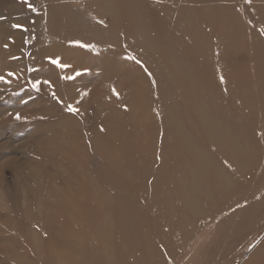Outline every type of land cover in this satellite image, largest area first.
<instances>
[{
	"label": "rangeland",
	"instance_id": "374dc122",
	"mask_svg": "<svg viewBox=\"0 0 264 264\" xmlns=\"http://www.w3.org/2000/svg\"><path fill=\"white\" fill-rule=\"evenodd\" d=\"M92 1L58 0L56 6L61 9L55 11L57 16L60 14L59 19L62 16L74 17V21L89 25L91 29L94 25H97V28L106 26L113 32L115 28L110 26L114 25L112 16L118 15L121 9L113 8L110 13L105 12ZM143 1L153 6L154 13L158 14L161 9L169 10L172 31L175 35H182L178 42L190 41L184 36L190 33L189 17L187 21L185 18L187 12H180L184 20L177 24L174 21L177 14L175 4L165 5L168 0ZM185 1L184 4L187 3V0ZM188 2L192 7L186 5L184 8L201 10L202 4H211L213 9V3L217 2L219 7H226L219 12L222 21L226 23L236 19L239 21V30L243 28V24L256 27L259 37L264 38L263 23L247 20V12L243 7L248 0ZM42 3L40 0H0V264H100L98 252L101 250H97L99 239H93L94 236L103 238L114 234L130 235L132 230L142 233L140 230L144 228L146 233L148 232V242L153 244L156 235L161 233L159 224L148 214L149 208L145 198L141 199L145 201L146 208L137 214L130 212L124 219L108 209L110 206H123V200L115 192L113 183L121 181L125 185L129 180L137 185L140 176L136 169L140 170L141 166H146L139 164L140 166L136 167L135 161L149 155L159 159L160 153L151 150L150 146L133 149L125 154L128 167H133L131 173L125 175L122 171L112 170L114 160L121 156V143L127 138V134L143 133L142 128L131 119L129 97L133 90L130 91L123 78L119 77L118 81H114L117 77L109 74L112 69L105 72L102 69L104 61L96 60L95 55L98 53L91 49L86 53L94 55L91 56L93 62L87 64L73 62V59L67 56L65 58L63 54L66 50L63 47L51 45L48 48L49 42H58V38H61L85 50L93 44L104 43L106 37L87 36L82 39V34L72 38L70 29L61 23L55 27L56 31L53 30L52 35L48 34L45 26L50 17L41 20V11H46L45 14L49 15L50 11L44 9L48 8V5H41ZM100 13L103 15L100 16ZM104 15H107V18H102ZM168 17L169 15L163 16L164 20H160L154 28H160L161 24L168 25ZM209 18L210 16H206L205 20ZM199 20L201 19L197 21ZM105 21L108 23L104 25ZM213 24L214 22L205 24L204 29L212 31ZM150 31L153 32L148 33V40L152 48H157V31ZM107 34L110 35V41H123L111 32ZM45 47L51 49L50 53ZM240 47L243 49L242 44ZM103 52L111 56V53L120 52V49ZM220 52L221 49L210 54L216 62L221 59ZM109 56L106 58H110ZM53 60H58L60 64L68 67H59L52 63ZM126 62L142 68L141 60L136 57H129ZM211 70L214 71V66ZM135 77L136 81L142 78L140 72H136ZM184 79L193 82L194 76H185ZM152 83V100L158 103L164 88L160 82L153 80ZM221 83H226V80L218 79L212 85L218 87ZM99 84V90L94 93L93 90ZM236 91L235 86L229 84V87L222 91L228 97L222 95L231 100V95L236 94ZM191 93L194 94V91ZM247 95L250 98L256 97L255 93ZM100 103H103L102 107ZM250 106L264 110V102H254ZM145 107L148 105L141 107L140 104L135 109L136 114L140 115ZM231 107L239 108L236 101H232ZM249 110L250 108L246 109L245 113L248 114ZM118 134L119 138L116 137ZM153 145L155 149L160 147ZM160 164L146 163L147 167L154 166L157 169H160ZM133 174L137 175L131 176ZM88 181H92L91 184L96 188L102 189L100 196H92L94 201H101L105 207L96 220L77 215L78 210L85 206L87 195L97 190L88 187ZM205 189L208 190L206 187ZM51 191H55L57 197H48V192ZM247 196H251L247 202L249 206L255 207L259 198L264 200V183L257 188L251 187L245 193V198H250ZM44 197L51 203L41 205ZM202 201L206 203L208 198ZM60 202L67 207L76 206L77 209H66V213L60 206L52 208V203L56 205ZM247 203L245 201L243 205H248ZM261 207L257 206L255 211L262 215L250 220L248 225H232L234 233L222 238L225 245L217 248L215 258L210 254L211 248L203 247L200 242L213 237L218 223L200 219L198 226L194 228L193 237L170 245L172 254L164 255V264H264V209L260 210ZM42 208L45 210L44 217L48 218L46 226L45 223L40 224L37 215ZM242 214V210L232 212L229 208L219 218H237L242 217ZM52 227L54 230H51ZM127 248L125 243L119 242L113 250L117 254H123L128 252ZM54 260L57 262L54 263ZM109 264L132 262L124 256L120 262Z\"/></svg>",
	"mask_w": 264,
	"mask_h": 264
},
{
	"label": "bare ground",
	"instance_id": "6f19581e",
	"mask_svg": "<svg viewBox=\"0 0 264 264\" xmlns=\"http://www.w3.org/2000/svg\"><path fill=\"white\" fill-rule=\"evenodd\" d=\"M56 1L58 0H40L43 2L41 5L47 4L50 8L48 10L44 7L50 11V15L45 14L46 11H41V20L50 17L45 26L48 34L52 35L55 27L61 23L63 26L66 25L68 30L70 29L72 38L82 34V39L87 36L106 38L104 43L93 44L85 50L61 38H58V42H49L48 48L51 45L63 47L66 50L63 54L65 58L67 56L73 59V62L87 64L93 60L91 56L94 55L86 53L91 49L98 53L95 55L96 60L104 61L105 65H102V69L105 72L112 69L109 74L114 78L117 77L114 81H118L119 77L123 78L130 91L133 90L129 97L131 119L134 124L142 128L143 133L127 134V138L121 143L122 151L121 156L119 155L121 159L118 157L114 160L115 169L112 167V170L129 175L133 167H128L125 154L133 149L150 146L151 150L160 153L159 159L149 155L135 161L136 167L140 166L139 164L146 166H141L140 170L136 169L140 176L137 185L129 180L125 185L121 181L113 183L115 192L123 200V206H110L108 209L124 219L130 212L137 214L141 209H145L146 203L141 199L145 198L149 208L148 214L159 224L161 233L156 235L153 244L149 243L148 232L146 233L144 228L140 230L142 233L132 230L130 235L114 234L103 238L92 235L93 239H99L97 246V250H101L98 252L99 263H118L125 256L132 264H164V255L172 254L169 250L170 245L193 237L194 228L198 226L200 219L218 223L213 237L200 242L203 247L211 248L210 254L215 258L217 248L225 245L222 238L234 233L232 225L244 227L250 220L262 215L255 211L257 206H262L260 210L264 209L262 198L258 199L255 207H250L247 203L251 196L245 198V193L251 187L257 188L262 182L264 183V110L250 106L254 102H264V38L259 37L256 27L243 24L241 27L244 30L241 28V31L237 28L239 21L236 19L226 23L222 21L219 12L226 7H219L217 2L213 3V9L211 4L201 3L203 10L184 8L186 5L192 7L189 0L186 4H184L185 0L165 2L168 6L175 4L177 14L174 21L177 24L184 20L181 11L187 12L186 21L189 17L190 33L184 36L190 41L179 43L182 35H175L170 27L171 12L161 9L158 14L154 13L153 6L143 0L92 1L105 12L110 13L113 8L121 9L118 15L112 16L114 25L110 24V26L112 29L115 28L113 32L106 26L97 28L98 26L94 25L91 29L89 25L85 26L80 21H74V17L62 16L59 19L60 14L58 13L57 16L55 10H60L61 7L56 6ZM209 1L203 0L204 3ZM88 7L91 9L90 5ZM243 8L247 12L249 22L260 21L264 25V0H248ZM166 15H169L168 25L161 24L160 28H154ZM106 16L102 18H107ZM206 16L210 18L205 20ZM198 19L201 20L197 21ZM212 22L214 24L211 28L215 26L216 28L212 31L205 30V24ZM106 23L108 22L105 21L104 25ZM150 29L157 31L159 39L157 48H152L148 40V33L153 32ZM76 32L78 34H75ZM108 32L123 41L121 43L110 41ZM116 48H119L120 52L111 53V56L103 52ZM45 49L50 53L51 49L47 47ZM220 49L221 59L216 62L210 54ZM129 57L141 60L142 68L126 62ZM212 66L214 71L211 70ZM136 72H140L142 76L139 78L140 81H136ZM190 75L194 76L193 82L184 79L185 76ZM218 79H225L226 83H221L218 87L213 86L212 83ZM153 80L162 83L164 88L158 103L152 100ZM229 84H233L237 89L236 94L231 95L230 99L236 101L239 108H232V101L222 95L224 94L222 91L225 87H229ZM100 85L93 90L94 93L99 90ZM191 91H194V94ZM250 93H255L256 97L250 98L247 95ZM140 104L141 107L145 104L148 107H145L139 115L136 114L135 109ZM99 105L102 107L103 103ZM248 108L250 110L246 114L245 110ZM116 137L119 138V134ZM134 142L136 144H133ZM153 144L160 147L155 149ZM212 156L214 159H211ZM156 162L161 163L160 169L146 165ZM91 183L92 181L87 182L88 187L96 188ZM96 189L87 195L88 200L86 199L85 206L78 210V216L96 220L104 212L105 207L102 202L92 199L93 195L101 194L102 189L99 187ZM48 194L50 198L57 197L55 191ZM204 198H208L206 203L201 202ZM245 201L248 205H243ZM40 203L47 205L51 202L44 197ZM52 206V208L60 206L59 208L65 209L66 213V209L69 211L77 209L76 206L67 207L63 202L56 205L52 203ZM229 208L232 212L242 210V217L227 216L224 220L222 217L219 218ZM44 211L43 208L40 209L37 215L40 224L45 223L46 226L48 218L44 217ZM51 230H54V227ZM196 237L197 234L194 239ZM36 241L34 238V242ZM119 242L126 244L127 253L117 254L113 250L115 244Z\"/></svg>",
	"mask_w": 264,
	"mask_h": 264
},
{
	"label": "snow or ice",
	"instance_id": "6c2138e0",
	"mask_svg": "<svg viewBox=\"0 0 264 264\" xmlns=\"http://www.w3.org/2000/svg\"><path fill=\"white\" fill-rule=\"evenodd\" d=\"M29 6L31 7V5H29ZM52 63L56 64L59 67H68V65H62V64H60L58 60H53Z\"/></svg>",
	"mask_w": 264,
	"mask_h": 264
}]
</instances>
